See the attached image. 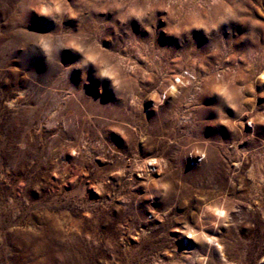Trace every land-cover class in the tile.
I'll use <instances>...</instances> for the list:
<instances>
[{"label":"rangeland","instance_id":"obj_1","mask_svg":"<svg viewBox=\"0 0 264 264\" xmlns=\"http://www.w3.org/2000/svg\"><path fill=\"white\" fill-rule=\"evenodd\" d=\"M0 264H264V0H0Z\"/></svg>","mask_w":264,"mask_h":264},{"label":"snow or ice","instance_id":"obj_2","mask_svg":"<svg viewBox=\"0 0 264 264\" xmlns=\"http://www.w3.org/2000/svg\"><path fill=\"white\" fill-rule=\"evenodd\" d=\"M220 215H223V213H220Z\"/></svg>","mask_w":264,"mask_h":264}]
</instances>
